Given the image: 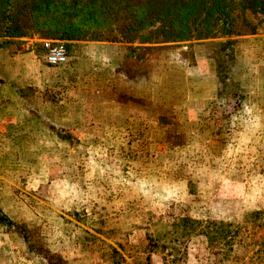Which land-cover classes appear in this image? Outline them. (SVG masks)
Segmentation results:
<instances>
[{"label":"rangeland","instance_id":"obj_1","mask_svg":"<svg viewBox=\"0 0 264 264\" xmlns=\"http://www.w3.org/2000/svg\"><path fill=\"white\" fill-rule=\"evenodd\" d=\"M49 1L0 37L38 67L0 61V264H264V14L234 10L223 50L163 42L139 0Z\"/></svg>","mask_w":264,"mask_h":264},{"label":"trees","instance_id":"obj_2","mask_svg":"<svg viewBox=\"0 0 264 264\" xmlns=\"http://www.w3.org/2000/svg\"><path fill=\"white\" fill-rule=\"evenodd\" d=\"M104 1L88 0V3H92L94 7L97 5L102 7ZM49 2L53 1L0 0V16L5 20V24L0 25V37L17 36L19 32L16 26L18 25L19 16H23L26 10L39 11L41 6H48ZM139 2L140 5L137 6L141 13L135 19V24L143 28L148 25L152 26L158 20H161L162 23L158 26L157 32L162 34L163 42L224 37L223 40L217 42V44L222 45L223 50H227V47L234 43V37L239 34L235 30L234 19L236 15H233L234 10L238 9L239 13H242L249 9L264 14V0H139ZM105 5L108 6L110 3L106 2ZM1 21L2 19H0ZM164 27L167 28L163 29ZM122 35L126 42H133L135 39L129 33ZM140 38L143 39L142 42H151L148 37L142 36ZM4 42H7V40L0 41V48L4 47ZM232 53V51L226 53L225 59L226 57H232L231 62L233 60L235 62L236 59ZM224 72L225 75L221 66L218 65L217 76L220 82H224L226 78L232 80L226 68ZM233 73L232 71V75ZM237 90L232 91L230 98L236 106H239L244 95L242 92L238 93ZM14 222L0 208V224L9 223L11 225L15 224Z\"/></svg>","mask_w":264,"mask_h":264},{"label":"crops","instance_id":"obj_3","mask_svg":"<svg viewBox=\"0 0 264 264\" xmlns=\"http://www.w3.org/2000/svg\"><path fill=\"white\" fill-rule=\"evenodd\" d=\"M2 52H3V50H2V48H0V55L3 54ZM0 61L2 63L3 62H5V63L9 62V64H12L10 72H9V76L7 77L9 82H18V83L30 84V82L27 80V78L30 77L32 79V77L36 73L35 69L38 68L37 65H33V60H31V58H29L26 65H25V63H22L20 57H17V56L14 58L10 57L9 59H4V60L0 58ZM1 62H0V68L3 67V70H6L7 66L2 65ZM10 73H12V75ZM4 82H1L0 86L5 85ZM2 83H4V84H2ZM6 94H8V96L11 95L12 97H19L21 93H6Z\"/></svg>","mask_w":264,"mask_h":264},{"label":"built area","instance_id":"obj_4","mask_svg":"<svg viewBox=\"0 0 264 264\" xmlns=\"http://www.w3.org/2000/svg\"><path fill=\"white\" fill-rule=\"evenodd\" d=\"M45 60L53 66L64 65L69 61V53L66 47L55 40H44Z\"/></svg>","mask_w":264,"mask_h":264}]
</instances>
